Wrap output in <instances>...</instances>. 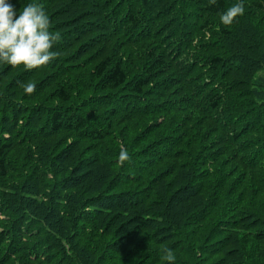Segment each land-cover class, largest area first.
I'll return each instance as SVG.
<instances>
[{
	"label": "trees",
	"instance_id": "trees-1",
	"mask_svg": "<svg viewBox=\"0 0 264 264\" xmlns=\"http://www.w3.org/2000/svg\"><path fill=\"white\" fill-rule=\"evenodd\" d=\"M31 2L60 39L45 66L0 64V264H167L165 248L175 264H264V0L211 46L193 38L209 20L187 12L173 41L159 17L177 3L217 17L230 0H11ZM169 70L173 91L208 82L209 117L190 102L167 122Z\"/></svg>",
	"mask_w": 264,
	"mask_h": 264
},
{
	"label": "clouds",
	"instance_id": "clouds-1",
	"mask_svg": "<svg viewBox=\"0 0 264 264\" xmlns=\"http://www.w3.org/2000/svg\"><path fill=\"white\" fill-rule=\"evenodd\" d=\"M243 0L232 4L219 17L222 25H231L234 19L244 13ZM50 20L46 10L38 3H27L22 10H17L11 0H0V64L10 66L23 65L26 69L45 66L53 61L58 53L54 45L59 41V34L50 31ZM23 91L31 94L35 85L28 83ZM131 157L126 150L118 154V161L123 164ZM167 264H175L171 250H162Z\"/></svg>",
	"mask_w": 264,
	"mask_h": 264
},
{
	"label": "rangeland",
	"instance_id": "rangeland-1",
	"mask_svg": "<svg viewBox=\"0 0 264 264\" xmlns=\"http://www.w3.org/2000/svg\"><path fill=\"white\" fill-rule=\"evenodd\" d=\"M251 1L252 0H243L244 9H245V12L244 13L250 12L249 3L251 4ZM236 2H238V0H230L229 5H228L227 8H229L232 4H234ZM187 12H190L189 14L195 15L194 19L197 20V21L198 20L207 19L212 24L207 29H205L206 36H204V33H202L201 30H198L197 33L193 36V38L194 37L196 38V39H194V42H196L199 39V41H200L199 43L200 44H202L203 42H206V44L209 45V46L212 45V43H210V42H215L216 45H217V43H220V44L222 43V39H219L220 34H219V31H218L219 28H220V26L222 25L219 22V17L220 16L213 17V16L208 15L205 12L199 10L198 8H190V9H187V8H185V5H181L179 3L174 4V6L170 9L169 12H167V13H165L163 15H160V17H159L160 20H161V22H160V26L161 27L159 29L160 30V33H161L162 30H165L164 32L165 33H169L170 35H173L174 33H176L175 36H173L171 38V40H173V41L174 40H177L179 38H182V35L179 34L176 31H172V28H173V26L176 25V20L185 18ZM181 14H182V18L181 17L178 18L179 15L181 16ZM253 16H255L257 18L259 16V14H257V13L255 14L254 13ZM194 19L192 18V20L189 21V22L190 23H193L195 21ZM172 22H174L173 25L171 24ZM177 25L178 26H181L180 21H178ZM95 28L96 29L94 30V32L96 31V35L102 33V31H100V28H98L96 26H95ZM206 37L207 38L210 37L211 41H209L207 43V41H206L207 38ZM188 38H190V37H187L186 39H188ZM192 41H193V39H192ZM164 45H165V43H164ZM174 46H175V43L174 44L166 45V47H163L161 49V52L163 54H165L167 52H170L169 53V56H170L171 53H173V52H171V49L174 48ZM98 48L100 49L99 46H98ZM120 50L121 51H124L126 57H128L132 49L129 48V47L128 48H124L123 50L121 48H117V50H114L113 52H111V54L113 55V58H117L121 54V51ZM180 50H182L181 51V56H180V58L182 59V58H184V54H185L184 52L186 50H188V49H186V50L180 49ZM172 51H173V49H172ZM108 52H109V50L104 46L103 49H101V51H98V53H96L94 55V56H97L95 59H98L100 56L105 55ZM190 53L191 54H198L197 52H194V50H192V49L190 50ZM92 59L89 61L88 64L91 65V63L95 60V59L94 60H92ZM171 72L172 71L169 70V72H166V71L163 72L162 71V72L158 73V80L159 81L166 80L168 83L161 81V84L157 86L156 98H158V100H159L161 96L171 94V95L168 96V100L169 101H172V102L174 100V103L175 102H178L179 104L184 105V107L186 109L184 111H175L174 108H173V105H172L173 103L172 102L171 103H168V106L167 107H168V109H170V113H169V116L167 117V122L168 121L171 122V123L180 122V120L182 119L181 117H183V116H187V117L191 116L190 115V112H189V110H190L189 107L194 108V111H195L194 115L192 116L193 117V120L198 119V118H203V116L209 117L210 114L208 112L204 111V107H205V104L204 103L206 102V96L204 94L199 95L198 93H196L198 91L197 85H198V87H203L204 85L207 86V85H209L208 82L206 81V83H204L205 81L204 82H201V81L198 80L197 82L195 81L194 84L191 86V88L193 87L194 90H188V91L185 90L182 93L179 92L178 89H176L175 91H173L176 88V86L171 85V83L169 82L168 76H176V77L179 78L180 77V74H176L174 72L171 73ZM260 75H261L260 77H263L264 78V72H261ZM166 77L168 79H165ZM155 80H157V79H155ZM167 85H169V86H168L167 89H165V86H167ZM155 87L156 86H153V87L149 86L147 88V95L148 96L150 94H153ZM219 88H220V85H219ZM172 91H173V93H172ZM190 102H192V104L189 107L187 105H185V104L190 103ZM115 105H116V107L118 109H123L122 107H118L117 104H115ZM189 123L192 124L193 121L192 122L188 121V124ZM201 133H203V132H201ZM188 134H190V133H188ZM63 135H64V133L61 134V137ZM66 138H68L70 140L71 139V136H68ZM90 143L93 144V142L92 141H89L88 139L87 140L86 139H81V142H80L79 146L82 147V146L87 145V144H90Z\"/></svg>",
	"mask_w": 264,
	"mask_h": 264
}]
</instances>
